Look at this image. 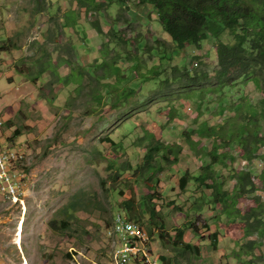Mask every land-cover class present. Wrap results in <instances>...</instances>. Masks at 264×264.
I'll list each match as a JSON object with an SVG mask.
<instances>
[{
    "label": "rangeland",
    "instance_id": "1",
    "mask_svg": "<svg viewBox=\"0 0 264 264\" xmlns=\"http://www.w3.org/2000/svg\"><path fill=\"white\" fill-rule=\"evenodd\" d=\"M108 1L111 6L107 10L113 16H141L139 21L134 20L133 25L144 33L149 44L155 43L153 37L156 35L166 39L157 22L155 9L152 5L145 6L150 3L148 0L146 3H139L140 0H126L125 6L118 5L116 0ZM49 3L60 6L62 14L72 5L75 6L77 1L0 0V145L20 147L24 154L23 161L19 165L20 171H23L20 199L13 202V198L0 195V264H110V255H114L116 246L114 241V247H109L107 231L113 226L112 218L117 212L115 207L123 199L134 198L138 203L145 193L144 182H137L131 171L119 173L118 164L128 162L135 166L145 155L144 145L135 146L133 141L145 137L144 135L148 132L154 134L155 139L162 138L174 147L180 146V150L175 148L178 150L176 168H165L164 171H160L156 185L160 195L155 199L156 208L163 214L166 227L170 231L174 227L182 226L185 221H190L195 215L190 194L198 193V191L191 184L193 181L188 185V192L182 191L181 170H188L190 174L197 172L202 165V160L197 157L196 151L202 146L211 149L213 145L209 144L210 140L205 138L201 140V144L196 145V150L190 146L179 127L185 121L178 116H174L171 122L167 121L166 107H163L169 103L166 97L154 96L155 99L146 103L148 101L146 97L156 92L162 94L168 92V95L175 96L176 105L184 101L181 99L177 101V87L174 84L169 91L166 85H160L158 80L163 74L156 75L155 67L146 70V82L137 89L139 96L136 99H130L125 108L104 109L105 104H102L96 112L89 115L86 112L91 104V98L88 95L91 87H87L88 90H85L81 97H77L68 110L65 104L72 99V95H75L72 94L74 85H65L50 71L42 74L43 77L39 76L35 83L27 76L20 75L19 70L38 71L33 62L39 54H42V51L35 49L39 47L37 41L43 40L41 35L46 34L48 25L59 21L51 20ZM84 16L83 11L79 18L81 23L84 22ZM99 16L102 29L104 33H107L110 25L103 15ZM121 25L123 31L128 32L129 26L126 21L122 20ZM87 26L91 28L89 24ZM88 35L91 39L88 41L90 45L99 46L106 39V37L102 39V35L96 30L94 32L89 30ZM55 39L51 38L45 44L48 51L60 49L58 52L53 51L54 60L58 59L59 55L70 58L72 54L68 52L67 44L71 41L82 42L83 38L74 34L73 37L60 35L58 41ZM15 44L19 47H15ZM217 44L218 41L206 40L203 47L191 46L182 53V57L187 58L188 64H192L193 61L198 62L199 66L208 70L212 77L210 83L213 84L217 81L214 75L219 68ZM2 46L9 50H2ZM97 52L98 49L90 51L84 47L79 48L80 59L85 65L99 57ZM197 55L200 56V60H193V57ZM179 57L182 61V57ZM145 59H148V65L152 66L153 60H149L148 56ZM173 63H179V60L175 59ZM180 65H182L181 62ZM193 66L196 64L194 63ZM58 68L63 76L70 70L66 63L60 64ZM108 74L109 72H106V75ZM167 75H170L169 70ZM104 81L109 82L111 87L115 84V81L109 78ZM247 83L251 97H259L256 99L258 101L264 98V93L260 94L258 89L253 88L254 84L251 80ZM189 104V102L184 103L183 111L188 119H192L196 117V114L189 109ZM206 118L212 124L224 120L223 115L212 113L203 117V119ZM163 125L166 127L164 128ZM26 126L31 129L26 131ZM18 127L23 130V133L13 138V132ZM108 135L116 141L123 140L122 151L124 152L115 157L118 168L110 169L109 157L105 155L111 146L105 140ZM198 138V135L192 134V139ZM146 143H148L147 140ZM232 147L220 148L219 152H228L230 156L213 166L214 171L227 179L225 187H232L231 182H228L230 180L229 166L234 167L235 170H245L249 165L242 156L244 147L238 143H233ZM171 159H174V155H171ZM255 165L258 169L255 172H261L260 162L256 161ZM115 173H118L117 179H114ZM253 180L257 188L262 187L257 175L253 176ZM202 189L207 194L212 192V189L205 185H202ZM120 190H123V197L119 195ZM255 195H260V191H256ZM74 199H79L84 206L83 210L72 212L76 216L71 219L72 228L54 231L49 225L50 221L64 218L63 211ZM262 199L264 200V195ZM238 204L240 209L245 211L250 207L251 202L242 200ZM214 207L213 210L207 208L203 215L208 217L212 227L216 226L217 221L221 224L217 250L207 239L208 231L200 230L205 237L202 241V237L194 236L193 230L186 229L185 241L193 240L196 243L201 241L204 248V259L196 258L193 263L225 264L223 256L231 252L230 245L233 241L228 216L222 214L217 205ZM185 212L188 213L189 219L185 217ZM107 221L112 224L107 226ZM172 235H174L173 231ZM240 236L241 234L238 238ZM253 237L256 236L254 234L250 236V238ZM255 241L257 249L253 260H250L249 256L246 257V261H252V264H264V232ZM234 247L237 246L234 245ZM152 252L154 256L159 255V257L161 255L175 256L170 244L167 242L165 245L156 234L152 239ZM116 254L113 256V264H118ZM177 259L180 264H187V256L179 255ZM159 261L161 264H166L163 260ZM235 264H242L241 260L235 261Z\"/></svg>",
    "mask_w": 264,
    "mask_h": 264
},
{
    "label": "trees",
    "instance_id": "2",
    "mask_svg": "<svg viewBox=\"0 0 264 264\" xmlns=\"http://www.w3.org/2000/svg\"><path fill=\"white\" fill-rule=\"evenodd\" d=\"M76 1L75 6L72 5L62 14L60 6L49 3L51 20L59 21L48 25L46 34L41 35L43 40L37 41L39 47L35 49L42 51V54H39L33 62L38 71L19 70L18 73L27 76L35 83L39 76L50 71L65 85H74L72 94L75 95H72V99L65 104L68 110L75 103L76 98L81 97L85 90H88L87 87H91L88 91L91 104L86 112L89 115L96 112L102 104H105L104 109L125 108L130 99H136L139 96L137 89L146 82V70L157 68L155 74H163L158 80L160 85H166L169 91L174 84L177 87V101L180 99L184 101L176 105L175 96L168 95V92L164 94L156 92L146 97L148 99L146 103L155 99L154 96L166 97L169 103L163 107H166L167 121L171 122L174 116L185 121L179 127L190 146L196 150V145L201 144V140L205 138L209 139V144L213 145L211 149L202 146L196 151L197 157L202 160V165L197 172L190 174L188 170H181L182 191L188 192V185L192 181L191 184L198 191V193L190 194L195 215L190 221H185L182 226L174 227L172 229L174 235L166 227L164 216L156 208L155 203V199L160 196L156 190L158 173L165 168H176L180 146L174 147L162 138L155 139L154 134L148 132L144 135L145 137H138L137 141H133L135 146L144 145L146 149L142 161L135 166L128 162L118 164L119 173L131 171L137 182H144L145 193L138 203L134 198L120 200L119 205L115 207L117 211L115 214L126 215L130 221L143 225L142 231H146L149 236L156 234L165 245L167 242L170 244L175 256L161 255V261H165L166 264H180L177 259L180 255L187 256V264H196L193 263L196 258L204 259V248L201 241L200 243L193 240L185 241L186 229L193 230L194 236L202 237V241L205 237L200 230L208 231L207 239L217 250L221 224L217 221L216 226L212 227L208 217L203 215L207 208L213 210L217 205L221 213L228 216L231 225L229 230L233 242L230 245L231 252L223 256L225 264H231V262L235 264L237 260H241L242 264H252V261H246V257L250 256V260H253L257 249L255 240L264 232V200L262 199L264 195V98L258 101L256 99L259 97H251L247 82L251 80L254 84L253 88L258 89L260 94L264 93V76H262L264 75V0H148L151 4L147 3L145 6L152 5L155 9L157 22L166 38L161 39L156 35L153 37L154 44H149L144 33L133 25L134 20H140V15L113 16L107 10L111 6L108 0ZM146 1L140 0L139 3H146ZM116 3L125 6L126 0H116ZM83 11L85 16L84 22L81 23L79 18ZM99 15H103L110 25L107 33H104L102 29ZM122 20L126 21L130 33L123 31ZM87 24L91 28L86 27ZM89 30L99 32L102 39L106 37L105 41L99 46L90 45ZM74 34H78L83 39L79 43L71 41L67 44L71 57L59 55L58 59L54 60L53 51L58 52L60 49L48 51L45 44L51 38H56L55 41H58L60 35L73 37ZM206 40L218 41L216 52L219 68L215 71L214 78L217 80L215 84L210 83L212 77L208 70L199 66L198 62L193 61L192 64H188L187 58L182 57V53L187 48L191 46L201 48ZM15 47L19 46L15 44ZM80 47L90 51L98 49L99 57L85 65L79 56ZM1 48L9 50L5 49V46ZM146 56L149 60H153L152 66L148 65ZM179 56L182 57V61ZM175 59H178L179 63H173ZM193 60H200V56L193 57ZM62 63L70 67L65 76L58 68ZM194 63L196 66H193ZM168 70L170 75H167ZM106 72L109 74L106 75ZM107 78L115 81L113 87L109 86V82L104 81ZM50 84L52 85V82ZM185 102L190 103L189 109L196 114V117L188 119L185 115L183 111ZM210 113L223 115L224 120L212 124L209 119H203ZM125 124L128 123L125 122ZM29 129L31 128L25 127L26 131ZM22 133L23 130L18 127L13 132V138ZM192 134L198 135L199 138L192 139ZM105 140L111 145L105 153L109 157V168H118L115 157L124 152L122 151L123 140L116 141L109 135ZM233 143L244 147L242 156L249 165L245 170H235L234 167L229 166L230 180L228 182H231L232 187H225L227 179L214 171L213 166L230 156L228 152H219V149L226 146L233 148ZM16 149L22 150L20 147ZM171 155H174V159H171ZM256 161L262 166L261 172L258 171V173L255 172ZM256 175L262 184L261 188H257L254 183L253 176ZM117 178L118 173H115L114 179ZM202 185L212 189V192L207 194L203 191ZM256 191H260V195H255ZM119 195L123 197V190L119 191ZM188 198L189 196L186 201ZM242 200L251 202L250 207L245 211L240 209L238 204ZM83 206L79 199L72 200L63 211L65 217L60 220L52 219L49 223L50 227L54 231L72 228L71 219L73 216L76 218L72 212L83 210ZM115 214L112 218L113 226L116 220ZM184 214L189 219L188 213ZM112 222L107 221V226H110ZM234 231L241 234L240 238L238 233H233ZM253 234L256 237L250 238ZM69 235L72 236L70 233ZM234 245L237 247L235 248ZM138 262L143 264L141 261ZM131 263L134 262L131 261Z\"/></svg>",
    "mask_w": 264,
    "mask_h": 264
},
{
    "label": "built area",
    "instance_id": "3",
    "mask_svg": "<svg viewBox=\"0 0 264 264\" xmlns=\"http://www.w3.org/2000/svg\"><path fill=\"white\" fill-rule=\"evenodd\" d=\"M16 148V147H15ZM14 146H1L0 145V195L4 197H13V202H17V195H19V187L23 182V172H2L1 171V164L2 161H12L15 163L21 161H14L13 160V150L15 149ZM117 220H122V229H116V231H107V243L109 247H114V236L115 234H122V242H128V251H124L123 254V262L122 264H140V262L136 263H125V255L126 254H139L140 258H148L149 259V252H140L138 250V238H137V231H133L132 224L128 223V217L126 215L117 213L116 214ZM144 227L140 224V228ZM152 239L154 236L151 235V241L146 242L149 245V251H152ZM113 256L110 255V264H113ZM159 255L156 256V261H151L152 264H161L159 261Z\"/></svg>",
    "mask_w": 264,
    "mask_h": 264
},
{
    "label": "bare ground",
    "instance_id": "4",
    "mask_svg": "<svg viewBox=\"0 0 264 264\" xmlns=\"http://www.w3.org/2000/svg\"><path fill=\"white\" fill-rule=\"evenodd\" d=\"M16 149V148H15ZM13 150V160L14 161H21L24 158V154L22 150ZM21 162H17L14 164L12 161H2L1 164V171L2 172H13L17 171L19 172V165ZM21 172V171H20ZM23 172V171H22ZM25 172V171H24ZM23 183V182H22ZM22 186V184H21ZM21 190V187H19V191ZM21 194V193H20ZM17 195V200L20 199L21 195ZM13 198V197H10ZM128 223L132 224L133 231H137V238L138 240V250L140 252H149V259L148 258H140L139 254H126L125 255V263L135 262V261H141L143 264H152L151 261H156V255L154 256L152 251H149V245L146 242L151 241V237L148 235L146 231H142V227L140 228V224L134 221H130L128 219ZM116 229H122V220H115V224L111 229H108V231H116ZM115 250L114 255L116 254L118 264H122L123 262V254L124 251H128V242H122V234H115Z\"/></svg>",
    "mask_w": 264,
    "mask_h": 264
}]
</instances>
